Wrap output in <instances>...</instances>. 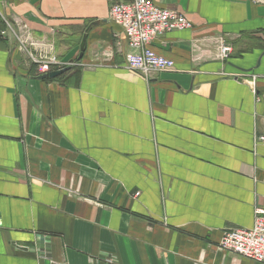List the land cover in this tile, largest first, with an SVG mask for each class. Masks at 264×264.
<instances>
[{"label":"crops","instance_id":"obj_1","mask_svg":"<svg viewBox=\"0 0 264 264\" xmlns=\"http://www.w3.org/2000/svg\"><path fill=\"white\" fill-rule=\"evenodd\" d=\"M118 1L0 0V264H259L219 244L264 210V0H153L192 27L148 75Z\"/></svg>","mask_w":264,"mask_h":264},{"label":"built area","instance_id":"obj_2","mask_svg":"<svg viewBox=\"0 0 264 264\" xmlns=\"http://www.w3.org/2000/svg\"><path fill=\"white\" fill-rule=\"evenodd\" d=\"M110 19L122 26L129 44L135 49L126 55L130 68L144 75L153 71H163L174 67L175 62L156 53L151 44L153 40L168 32L184 30L192 27L189 18L176 10L159 7L153 0L118 1L112 4L109 11ZM232 47L221 41L219 57L227 60ZM38 63L40 72L49 73L55 60ZM264 141V136L259 137ZM140 193H136L138 196ZM256 219L252 228H234L224 233L219 244L225 252L236 254L264 264V210L257 209Z\"/></svg>","mask_w":264,"mask_h":264},{"label":"water","instance_id":"obj_3","mask_svg":"<svg viewBox=\"0 0 264 264\" xmlns=\"http://www.w3.org/2000/svg\"><path fill=\"white\" fill-rule=\"evenodd\" d=\"M85 41H86V38L83 39L82 54L80 55V57L83 56V53L85 51ZM68 70H69V67L63 68V69H59V70H54V71H51L49 73H45V74L41 75L39 78L40 79L56 78V77L60 76L61 74H63L64 72L68 71Z\"/></svg>","mask_w":264,"mask_h":264}]
</instances>
